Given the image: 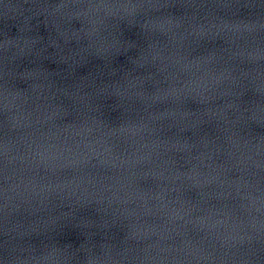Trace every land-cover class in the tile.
<instances>
[{
	"label": "water",
	"instance_id": "obj_1",
	"mask_svg": "<svg viewBox=\"0 0 264 264\" xmlns=\"http://www.w3.org/2000/svg\"><path fill=\"white\" fill-rule=\"evenodd\" d=\"M0 264H264V0H0Z\"/></svg>",
	"mask_w": 264,
	"mask_h": 264
}]
</instances>
